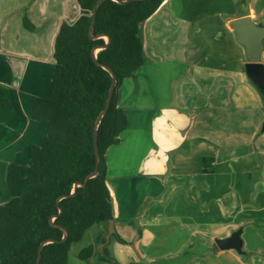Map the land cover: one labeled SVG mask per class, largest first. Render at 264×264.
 Masks as SVG:
<instances>
[{"label":"crops","instance_id":"obj_1","mask_svg":"<svg viewBox=\"0 0 264 264\" xmlns=\"http://www.w3.org/2000/svg\"><path fill=\"white\" fill-rule=\"evenodd\" d=\"M81 14L77 0H0V204L7 169L26 177L47 132L33 101L50 95L61 24ZM243 16L264 27V0H164L140 23L144 64L117 96L128 125L104 154L113 233L89 228L68 264H264V93L231 25ZM236 232L240 252L217 248Z\"/></svg>","mask_w":264,"mask_h":264},{"label":"trees","instance_id":"obj_2","mask_svg":"<svg viewBox=\"0 0 264 264\" xmlns=\"http://www.w3.org/2000/svg\"><path fill=\"white\" fill-rule=\"evenodd\" d=\"M77 1L82 14L73 23L63 22L55 37L50 95L33 101L32 118L45 119L47 132L40 145L29 148L26 177L20 176L17 165L6 172L11 198L0 204V264H35L42 243L38 264H68L70 247L92 226L112 220L104 154L128 125L117 105L118 89L143 66L139 25L164 0H102L98 5L101 0ZM23 25L33 29L27 19ZM103 66L116 81L108 110L96 127L112 84ZM11 80L4 63L0 91L6 110L12 108L7 99ZM95 127L99 163L91 176L96 170ZM207 162L203 160L205 166ZM92 252L93 247H86L78 257L86 259Z\"/></svg>","mask_w":264,"mask_h":264},{"label":"water","instance_id":"obj_3","mask_svg":"<svg viewBox=\"0 0 264 264\" xmlns=\"http://www.w3.org/2000/svg\"><path fill=\"white\" fill-rule=\"evenodd\" d=\"M101 2H102V0L99 1L97 3V5ZM94 21H95V12H93V14H92L91 29L94 26ZM231 25L235 31L237 43L242 45L244 47V50H245L246 59L248 61L247 65H246V73H247L248 77L258 87V89L262 93H264V70H262V66L260 64V55H261L262 50H264V43H262V42H264V27L257 26L249 16H243V17L233 19L231 21ZM105 38H106V42L108 43V40H109L108 37L105 36ZM93 60L95 63H97L96 57H95V52L93 53ZM103 68L106 69L111 74L112 84H111V87H110L109 92H108V96L106 99L104 109H103L102 113L100 114V116L96 120V127L99 124V121H100L102 115L105 114L106 111L108 110V107L110 105L112 95H113L114 84L116 81V78H115L114 74L112 73V71L105 66H103ZM96 127H95L94 133H93V148H94V154L96 157V164H95L96 170L91 176L96 175L97 167H98V163H99V150H98V144H97ZM260 131H261V133H264V123H262ZM88 178L89 177L86 178L84 183H86ZM108 232H109V234L107 235V239H108L109 235L111 233H113V221L112 220H110L108 222ZM64 234L65 235H64L62 240H64V238L66 237V234H67L66 230H64ZM43 244L44 243L41 244L40 250H41V247L43 246ZM215 244H216L217 248L220 250L234 249L237 252H240L241 241L239 239V232L234 233L231 237H229L227 239L216 240ZM40 250H39L38 258H37V261L35 264H38V262L40 260V256H41Z\"/></svg>","mask_w":264,"mask_h":264},{"label":"rangeland","instance_id":"obj_4","mask_svg":"<svg viewBox=\"0 0 264 264\" xmlns=\"http://www.w3.org/2000/svg\"><path fill=\"white\" fill-rule=\"evenodd\" d=\"M106 40V38H104Z\"/></svg>","mask_w":264,"mask_h":264}]
</instances>
